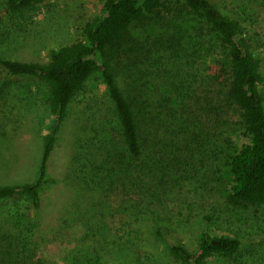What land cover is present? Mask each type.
Instances as JSON below:
<instances>
[{
	"label": "trees",
	"instance_id": "1",
	"mask_svg": "<svg viewBox=\"0 0 264 264\" xmlns=\"http://www.w3.org/2000/svg\"><path fill=\"white\" fill-rule=\"evenodd\" d=\"M48 1L5 0L1 6L6 17L22 21ZM154 25L161 31L151 33ZM80 29L79 39L51 50L48 60L0 56V65L9 75L46 85L53 117L42 141L38 178L0 185V201L26 200L36 210L41 208L48 162L58 135L73 101L85 96L94 103L108 97L111 108L101 128L81 129L91 135L74 155V175L83 184L106 185L108 194L116 190L125 197L131 195L133 187L137 191H158L170 171L182 161L190 162V152L194 155L196 151L188 145L192 143L201 150L218 137V128L234 125L245 142L234 148L227 141L228 148L233 149L228 155L232 183L227 201L233 206H264V77L261 60L238 19L224 13L212 0H104L101 10ZM203 53L216 56L212 60L215 65L210 64L201 78L197 70L188 72L184 66L175 69L176 74L180 71L179 78L168 81L174 97L153 104L147 95L150 81L138 74L128 76L131 81L126 90L119 84L118 72L129 64L146 65L154 74L162 75L170 62L180 66L186 58V64L197 63ZM193 98L194 105L190 104ZM171 101L176 105H168L171 115L161 124ZM114 122L119 134L109 129ZM162 127H166L165 135L188 140L179 145L175 136L162 139ZM99 136L104 138L99 141ZM181 154L184 157L179 161ZM131 206L138 210L143 207L140 203ZM35 224L22 208L8 211L0 226V264H41L43 260L36 259ZM152 226L156 239L167 240L163 227ZM129 236L134 239L132 233ZM241 248L239 236L210 231L202 233L195 249L183 242L168 244L169 254L178 264L230 259Z\"/></svg>",
	"mask_w": 264,
	"mask_h": 264
},
{
	"label": "rangeland",
	"instance_id": "2",
	"mask_svg": "<svg viewBox=\"0 0 264 264\" xmlns=\"http://www.w3.org/2000/svg\"><path fill=\"white\" fill-rule=\"evenodd\" d=\"M4 1L0 0V56L44 61L51 50L80 38L81 24L101 10L104 0H49L22 21L4 15L1 6ZM212 1L241 22L255 55L261 60L264 77V0ZM150 31L158 33L161 28L154 25ZM214 58L211 53H203L197 63L186 64V58L180 66L170 62L162 75L154 74L146 65L129 64L118 72V81L126 90L130 74L145 76L144 80L150 81L148 98L155 104L174 97L175 91L168 81L179 78L178 68L197 70L201 78ZM261 91L264 95V82ZM48 97L46 85L9 75L0 65V185L33 182L38 178L43 137L53 122ZM84 97L73 101L58 135L48 162L41 208L36 210L26 200L0 201V226L9 210H26L36 221L33 239L38 249L36 259L43 260L41 264H178L170 256L168 244L183 242L195 249L204 231L235 234L242 240L238 255L230 259L212 258L207 264H264V206H233L227 201L232 183L228 155L233 151L227 141L234 148L245 142L237 126L218 128V137L201 150L192 143L188 145L196 151L194 155L190 152V162L184 163L181 154L182 162L166 175L158 191H137L133 187L127 197L116 190L111 195L106 185L83 184L74 175V155L81 150L83 140L91 139L81 129L101 128L111 108L108 97L100 98V103ZM194 100L190 104H196ZM176 101L167 104L161 124L171 115L168 105L175 107ZM111 113L112 109L109 114L112 119ZM117 126L115 122L109 126L113 134H119ZM161 129L162 139L172 136L165 135L166 127ZM103 138L99 136L97 140ZM174 138L179 145L188 140ZM157 139L160 141L158 135ZM139 203L143 205L141 210L132 208V204ZM152 225L163 227L167 240L156 239Z\"/></svg>",
	"mask_w": 264,
	"mask_h": 264
}]
</instances>
